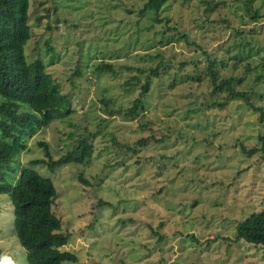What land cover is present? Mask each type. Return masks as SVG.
<instances>
[{
	"label": "rangeland",
	"instance_id": "rangeland-1",
	"mask_svg": "<svg viewBox=\"0 0 264 264\" xmlns=\"http://www.w3.org/2000/svg\"><path fill=\"white\" fill-rule=\"evenodd\" d=\"M143 2L29 0L25 60L44 62L69 92L72 111L27 138L15 164L54 185L51 210L67 234L60 248L75 257L60 264H264V246L235 230L264 206V159L239 148L257 146L264 135V0L251 1L254 20L243 12L245 0L167 1L158 21L151 10L140 12ZM206 53L219 75L233 76L236 88L251 92L259 109L210 93ZM101 58L115 71L94 72ZM158 61L136 117L103 109L102 95L112 106L130 104L139 84L124 90L122 81L135 66L148 69ZM76 66L83 73L71 85ZM185 74L203 79L186 81ZM172 77L177 82L169 88ZM82 134L93 143L84 162L53 170L28 163L42 155L37 140L47 141L55 158ZM0 252L12 264H27L4 193Z\"/></svg>",
	"mask_w": 264,
	"mask_h": 264
},
{
	"label": "trees",
	"instance_id": "trees-1",
	"mask_svg": "<svg viewBox=\"0 0 264 264\" xmlns=\"http://www.w3.org/2000/svg\"><path fill=\"white\" fill-rule=\"evenodd\" d=\"M167 1L172 0H144L140 12L151 10L152 18L158 21L159 10ZM251 1L245 0L242 9L254 20L258 13L256 9L250 10ZM28 7L29 0H0V193H4L12 205V228L25 250L27 264H60L62 260H74L75 257L69 250L60 248L66 243L67 234L61 230L60 219L51 210L54 185L50 178L40 175L35 169L15 164L16 156L27 147V138L72 111L69 92L60 90L58 82L45 70L44 62L39 58L25 60L23 44L30 36ZM39 18L37 15L36 19ZM196 45L201 46L200 43ZM206 59V78L212 95L240 97L245 104L259 109L251 103V92L236 88L233 76L219 75L218 68L214 66L216 62L208 53ZM161 63L158 61L155 67L149 66L148 69L135 66L136 73L124 79L121 86L127 90L139 84L138 94L125 107L112 106V101L102 95L99 100L103 109L108 114L122 113L126 119L136 117L145 109L143 101L150 91V77L159 73L158 65ZM92 70L97 73L115 71L112 64L102 58L93 63ZM82 73L77 66L74 67L69 78L71 85L75 84L73 76L80 77ZM143 73L145 80L140 82ZM184 79L201 81L203 77L185 74ZM176 82L172 77L168 80V87ZM223 103L216 102L220 107ZM257 137V146L247 148L240 143L239 148L247 154L259 151L264 159V135L258 134ZM141 141L143 138L137 139V142ZM37 144L42 148V155L30 158L28 163H42L49 170L66 162H84L93 150L92 140L87 134L75 139L71 148L58 153L55 158H52L47 141L37 140ZM103 202L110 204L109 201ZM235 230L236 237L264 246V206L237 221ZM4 257L10 259L7 252H0V259Z\"/></svg>",
	"mask_w": 264,
	"mask_h": 264
},
{
	"label": "clouds",
	"instance_id": "clouds-1",
	"mask_svg": "<svg viewBox=\"0 0 264 264\" xmlns=\"http://www.w3.org/2000/svg\"><path fill=\"white\" fill-rule=\"evenodd\" d=\"M0 264H12V261L7 257H4L3 259H0Z\"/></svg>",
	"mask_w": 264,
	"mask_h": 264
}]
</instances>
